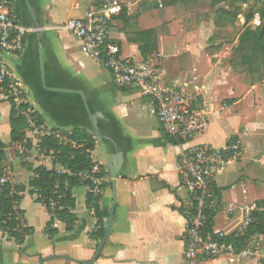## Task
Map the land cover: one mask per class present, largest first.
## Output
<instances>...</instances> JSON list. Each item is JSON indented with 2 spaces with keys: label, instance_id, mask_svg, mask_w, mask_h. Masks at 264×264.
<instances>
[{
  "label": "crops",
  "instance_id": "1",
  "mask_svg": "<svg viewBox=\"0 0 264 264\" xmlns=\"http://www.w3.org/2000/svg\"><path fill=\"white\" fill-rule=\"evenodd\" d=\"M11 1L29 31L19 54L0 52V58L48 129L79 128L94 137L90 157L100 164L107 180L99 202L103 225L112 202L114 206L110 231L99 256L91 261L99 239L91 236L97 219L86 207L85 186L72 189L77 221L71 230L54 219L53 233H49L50 215L42 203L39 224H34L20 200L25 225L33 231L21 243L0 232V264H183L182 233L189 201L176 165L180 146L166 136L149 109L142 108L147 97L136 89L115 86L108 69L82 52L78 37L62 27L68 19L83 17L91 0ZM120 1L122 10L109 22V36L123 58L155 60L159 83L194 99L193 107L203 111L207 120L194 142L223 147L229 137L239 141L241 155L216 177L218 204L264 200L260 176L264 171V79L253 83L247 71L231 64L232 45L208 47L211 34L207 30L223 24L222 17L216 15L209 28L201 1ZM146 30L154 31L156 48L144 57L139 33ZM0 99V141L7 146L2 165L11 169L18 156L27 168H49V159L28 157L21 143L9 144L10 103L1 95ZM26 136L31 137L27 131ZM238 220L224 219L216 207L212 228L230 232ZM257 239L264 248V230ZM226 257L264 264V260Z\"/></svg>",
  "mask_w": 264,
  "mask_h": 264
},
{
  "label": "built area",
  "instance_id": "2",
  "mask_svg": "<svg viewBox=\"0 0 264 264\" xmlns=\"http://www.w3.org/2000/svg\"><path fill=\"white\" fill-rule=\"evenodd\" d=\"M91 2L92 6L83 17L68 19L62 27L78 37L82 52L108 69L115 86L136 89L147 97L148 102L142 108H148L166 136L180 146L176 165L180 184L185 188L189 201V207L184 212L183 264H200L219 256L264 260V248L257 239L258 234L249 235L246 231L251 224L264 223V200L232 201L219 205L215 196L216 177L230 160L241 155L239 141L230 137L223 147L194 142L207 125L205 113L193 107L194 99L184 91L159 83L155 60L132 61L121 56L119 45L111 39L108 31L109 22L121 13L120 0ZM253 24L259 25V19L255 18ZM28 31L29 28L20 22L15 4L11 0H0V52L19 54L24 48ZM0 95L13 99L16 106L26 103L22 89L1 58ZM20 113L26 120L25 131L31 135L25 137L21 149L28 157L49 159L52 165L47 169L69 174L66 168L53 163L51 150L46 153L40 146L42 138L49 135L66 141L61 131L48 129L44 123L38 124L35 112L29 106ZM27 141L31 147H27ZM102 171L100 164L92 161L89 170L78 174L82 180L92 183L85 187L87 193L96 197L104 191L102 184L106 179L105 175H101ZM8 174L7 171L6 176ZM6 176L1 177L0 181L7 180ZM216 207L220 208L224 219H239L230 232L207 227L208 211H214ZM57 208H61L58 201L51 199L49 208H46L50 217L55 219L54 211ZM90 210L93 212V209ZM229 235L233 241L226 240ZM241 237H244V242L239 246L237 241Z\"/></svg>",
  "mask_w": 264,
  "mask_h": 264
},
{
  "label": "trees",
  "instance_id": "3",
  "mask_svg": "<svg viewBox=\"0 0 264 264\" xmlns=\"http://www.w3.org/2000/svg\"><path fill=\"white\" fill-rule=\"evenodd\" d=\"M214 4V2H213ZM221 13V12H220ZM153 30L140 32L139 38L140 50L144 57L156 48ZM149 37V38H148ZM153 41V42H152ZM231 64L248 65V71L253 83L264 79V25L260 28H246L239 36L238 47L235 48ZM10 103L9 111V144L23 143L25 140L26 120L21 115L20 111L25 109L28 104L16 106L13 99H7ZM1 101V99H0ZM38 124L44 123L39 115L34 113ZM61 133L65 136L66 141L55 139L52 135L42 138L40 146L46 152L51 150L53 163H58L69 171L61 173L54 169H47L43 165L36 167L29 166L32 171V176L29 178L28 191L30 194L36 195V200L42 203L46 208H49L51 199L57 200L61 208L54 211L55 219L62 221L65 224L66 230H71L76 221L77 216L73 212L75 209V200L72 197V189L76 186H91L92 183L88 180H82L79 177L80 172L89 170L92 166L90 152L95 147V139L84 129L75 128L69 131L63 130ZM234 138V137H232ZM27 147L30 142L27 141ZM6 145L0 141V178L6 176V169L2 163L5 160ZM101 175H105L104 170ZM7 180L0 181V232L8 238L15 239L21 243L25 236L32 233V228L25 225L23 218V210L18 207L21 200L22 192L25 190L24 184L12 182L8 175ZM102 188H107V182L102 184ZM100 198L91 193H86V207L93 209V214L97 219L95 231L91 236L95 239H100L103 231V219L100 211ZM214 211H208L207 227L211 229L213 224ZM54 217L46 223V228L49 233H53L50 229ZM264 230V223H254L247 227V234H259ZM227 241H233V237L229 235ZM244 237L239 238L237 245L242 246Z\"/></svg>",
  "mask_w": 264,
  "mask_h": 264
},
{
  "label": "rangeland",
  "instance_id": "4",
  "mask_svg": "<svg viewBox=\"0 0 264 264\" xmlns=\"http://www.w3.org/2000/svg\"><path fill=\"white\" fill-rule=\"evenodd\" d=\"M167 4L170 3L171 0H164ZM179 1L180 3L186 4L184 0H174ZM187 1V0H186ZM201 1L199 5L204 6L202 9L204 10V19L207 23V27H212V20L215 19V16H221V20H223V24H217V28L213 31L207 30L208 35V47L213 46H222L223 44L232 45V55L235 48L238 47V40L240 34L246 28H260L264 25V0H195ZM214 2V4H213ZM198 3V2H197ZM198 5V6H199ZM215 7H218V10H215ZM190 8V7H189ZM193 8V6H192ZM186 9V8H185ZM221 12V13H220ZM257 18L260 21L259 25L253 24V20ZM217 43V45H213L210 43ZM239 68L248 71V65L235 64ZM251 77V76H250ZM5 138H7L5 136ZM230 138V137H229ZM228 138V139H229ZM227 139V140H228ZM45 159V158H42ZM12 174V178L15 182L21 181L25 184V190L22 192L23 197L21 199V206L28 213L29 219L34 224H39V215H40V202L36 200L35 194H30L28 191L27 179L30 173L32 172L29 168L22 166L20 164V158L18 156L14 157L12 162V168L9 169ZM260 176L262 180H264V171H261ZM107 182V180H106ZM105 182V183H106ZM264 181H262L261 189L264 191L263 186ZM104 190V189H103ZM261 245V243H260ZM262 246V245H261ZM259 261L261 259H258ZM211 261V260H207ZM245 259L242 260H229L226 256H219L217 260L211 262L203 261L202 264H244Z\"/></svg>",
  "mask_w": 264,
  "mask_h": 264
},
{
  "label": "water",
  "instance_id": "5",
  "mask_svg": "<svg viewBox=\"0 0 264 264\" xmlns=\"http://www.w3.org/2000/svg\"><path fill=\"white\" fill-rule=\"evenodd\" d=\"M115 173L116 171H113L111 173V176H112V179H111V185H112V194L114 195V183H115V180H114V177H115ZM113 206H114V203L112 202V207H111V210L109 212V217H108V221L105 223L104 225V231H103V234L101 236V238L99 239V242L97 244V247H96V251L94 253V256L93 258L91 259V261L95 260L98 256H99V253H100V250H101V247L110 231V228H111V223H112V220H113ZM89 261V262H91Z\"/></svg>",
  "mask_w": 264,
  "mask_h": 264
}]
</instances>
